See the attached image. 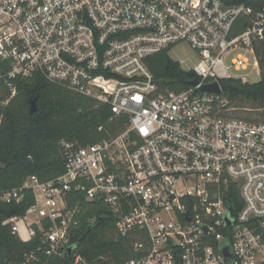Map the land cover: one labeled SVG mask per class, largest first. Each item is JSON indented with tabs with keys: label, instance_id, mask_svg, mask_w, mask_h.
Masks as SVG:
<instances>
[{
	"label": "built area",
	"instance_id": "1",
	"mask_svg": "<svg viewBox=\"0 0 264 264\" xmlns=\"http://www.w3.org/2000/svg\"><path fill=\"white\" fill-rule=\"evenodd\" d=\"M264 7L254 0H0V125L22 81L36 75L125 117L115 136L61 141L65 171L0 191L34 198L13 234L41 233L50 259L74 248L75 194L101 201L129 238L122 264H264V122L235 115L225 80L261 68ZM187 44L199 84L162 89L146 59ZM218 85L219 92L203 91ZM102 130V127L100 128ZM35 259L31 255L29 260Z\"/></svg>",
	"mask_w": 264,
	"mask_h": 264
},
{
	"label": "trees",
	"instance_id": "2",
	"mask_svg": "<svg viewBox=\"0 0 264 264\" xmlns=\"http://www.w3.org/2000/svg\"><path fill=\"white\" fill-rule=\"evenodd\" d=\"M224 1L229 5L246 2ZM254 2L264 7V0ZM255 50L261 68L258 82L242 83L236 79L222 82L233 106L241 101L264 104V39L256 43ZM146 64L162 89L180 91L189 86L188 81L197 79L193 71L184 70L166 50L148 57ZM34 97L38 110L32 114L30 102ZM243 119L264 122V118ZM124 123L125 117H115L108 105H97L42 75L22 81L0 125V191L18 188L31 176L41 182L57 178L65 171L61 141L92 145L120 133ZM74 198L76 203H71L70 208L79 209L73 228L77 253L89 263L100 262L103 257L114 264L130 259L131 240L118 235L115 218L107 207L101 201H87L81 194H75ZM33 204L32 194L19 205L0 203V264H74L72 257L49 259L43 252L37 227V236L30 242H23L13 234L11 222L25 217ZM31 255L37 260H29Z\"/></svg>",
	"mask_w": 264,
	"mask_h": 264
},
{
	"label": "rangeland",
	"instance_id": "3",
	"mask_svg": "<svg viewBox=\"0 0 264 264\" xmlns=\"http://www.w3.org/2000/svg\"><path fill=\"white\" fill-rule=\"evenodd\" d=\"M170 57L178 62L184 70L193 69L197 63L196 54L187 44H182L176 47L170 52ZM242 75L246 77L250 83H256L260 80L257 70L242 72ZM234 113L241 118L250 117L263 119L264 104L241 101L236 104Z\"/></svg>",
	"mask_w": 264,
	"mask_h": 264
},
{
	"label": "water",
	"instance_id": "4",
	"mask_svg": "<svg viewBox=\"0 0 264 264\" xmlns=\"http://www.w3.org/2000/svg\"><path fill=\"white\" fill-rule=\"evenodd\" d=\"M187 85H193L196 86L199 84V81L197 79L192 80V81H188L186 83ZM203 91H208V92H219V86L218 85H210V86H203L202 87ZM38 108H37V98L34 97L31 99L30 102V112L33 114L35 112H37ZM78 247V245L72 247L69 249V254H72L74 248Z\"/></svg>",
	"mask_w": 264,
	"mask_h": 264
}]
</instances>
